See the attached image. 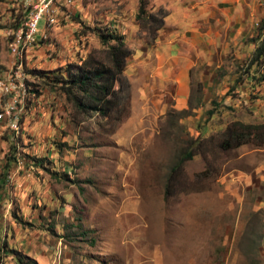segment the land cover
Returning a JSON list of instances; mask_svg holds the SVG:
<instances>
[{
	"label": "rangeland",
	"instance_id": "1",
	"mask_svg": "<svg viewBox=\"0 0 264 264\" xmlns=\"http://www.w3.org/2000/svg\"><path fill=\"white\" fill-rule=\"evenodd\" d=\"M156 1L148 0L149 10L162 8ZM257 3L247 37L253 48L264 22V1ZM136 5L57 0L53 20L44 15L31 39H19L29 0H0L1 117L12 110L4 85L15 66L22 82L14 128L0 119V247L4 240L37 264H264V165H257L264 145H214L232 120L264 121V77L256 81L257 65L247 66L251 51L191 70L187 115L169 123L184 108H173L167 93L161 114L122 137L115 131L125 119L105 132L103 118L78 114L45 76L90 50L104 59L96 29L133 36ZM139 35L149 41L138 28ZM198 141L166 195L170 165ZM10 152L16 161L6 170ZM8 253L0 261L15 264Z\"/></svg>",
	"mask_w": 264,
	"mask_h": 264
},
{
	"label": "crops",
	"instance_id": "2",
	"mask_svg": "<svg viewBox=\"0 0 264 264\" xmlns=\"http://www.w3.org/2000/svg\"><path fill=\"white\" fill-rule=\"evenodd\" d=\"M257 2L157 0L156 5L166 15L154 38L146 41L141 35L136 36V24L130 29L133 36L124 37L130 50L122 72L129 83V114L115 134L130 136L137 122L161 114L167 93L173 108H185L191 70L218 68L217 61L227 62L231 52L235 57L252 52L253 42L247 37L251 35L249 26L258 15ZM257 165H264V161Z\"/></svg>",
	"mask_w": 264,
	"mask_h": 264
},
{
	"label": "trees",
	"instance_id": "3",
	"mask_svg": "<svg viewBox=\"0 0 264 264\" xmlns=\"http://www.w3.org/2000/svg\"><path fill=\"white\" fill-rule=\"evenodd\" d=\"M147 5L148 0H137L134 20L139 30L143 31L149 40H152L156 32L163 26L166 11L162 8L151 11ZM19 24L14 25V29ZM95 34L99 43L105 46L103 49L104 59L96 56L94 50H90L79 63H68L61 69L50 73L51 75L45 76L59 84L65 98L71 102L78 114L96 113L107 123L105 132L110 133L129 114V83L122 72L130 51L125 45L123 34L115 30L96 29ZM254 39L257 40V43L251 52L247 66L257 65V72L260 71V74L256 81H259L264 77V66H261L264 63V22L257 25ZM236 82L238 81L235 78ZM195 91H198L197 88ZM190 108L192 106L188 104L187 108L173 111L169 123L172 124L175 118L187 115ZM201 142L198 141L193 149L179 152L176 160L170 165L165 184L166 195L179 183L174 179V175L180 169L181 162L191 158L195 154L193 150H197L196 148L200 146ZM246 143L256 147L264 145V121L250 123L232 120L214 139V145L221 151H227ZM9 155L11 157L5 163L6 170L10 165V160L16 161L14 154L12 155L10 152ZM40 161L36 160L35 162L40 164ZM0 179L1 183L6 180L5 171ZM8 252H11V258L15 264H37L32 257L20 254L14 249H7L3 240L2 247H0V259L1 253L5 255V253L9 254ZM0 264L3 263L0 261Z\"/></svg>",
	"mask_w": 264,
	"mask_h": 264
},
{
	"label": "built area",
	"instance_id": "4",
	"mask_svg": "<svg viewBox=\"0 0 264 264\" xmlns=\"http://www.w3.org/2000/svg\"><path fill=\"white\" fill-rule=\"evenodd\" d=\"M44 10H52V4H46V0H29V11L26 15V20L23 23V30L20 33L19 39L26 32H33V26L36 25L38 18L42 15ZM17 40V43L19 41ZM16 43V44H17ZM14 55V51L12 52ZM20 76L21 73L15 68L13 71L7 74L5 82H8L11 86L12 92V110L9 112L7 117H0V119H5L9 123V127L12 129L13 126V115L17 112V101L20 98Z\"/></svg>",
	"mask_w": 264,
	"mask_h": 264
},
{
	"label": "bare ground",
	"instance_id": "5",
	"mask_svg": "<svg viewBox=\"0 0 264 264\" xmlns=\"http://www.w3.org/2000/svg\"><path fill=\"white\" fill-rule=\"evenodd\" d=\"M55 1H57V0H46V4H52V10H44L43 11V13H42V15L38 18V20H37V23H39L38 21H39V19L40 18H42L44 15L47 17V15H49L51 18H52V20H53V17L54 16H52V11H53V7H54V2ZM37 23H36V25L35 26H33V32H26L25 33V38L26 39H31L34 35H35V31H36V28H37ZM23 36H24V34H23ZM22 36V37H23ZM1 81V80H0ZM1 84H2V82H0ZM4 84V83H3ZM4 86H6V88H8L9 86H10V84H8V85H4ZM9 89V88H8ZM21 89H22V82H20V97H21ZM10 90V89H9ZM14 116H15V114L13 115V126H12V129L14 128ZM0 117H1V113H0Z\"/></svg>",
	"mask_w": 264,
	"mask_h": 264
}]
</instances>
